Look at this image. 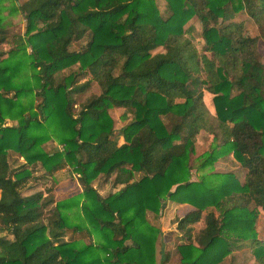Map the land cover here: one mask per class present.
Here are the masks:
<instances>
[{
  "label": "trees",
  "instance_id": "obj_1",
  "mask_svg": "<svg viewBox=\"0 0 264 264\" xmlns=\"http://www.w3.org/2000/svg\"><path fill=\"white\" fill-rule=\"evenodd\" d=\"M11 1L25 25L0 49V264H157L167 200L195 212L178 221L185 234L163 264H221L243 246L264 264V0H162V12L156 0ZM241 11L258 36L232 20ZM92 82L99 95L75 113V94ZM113 107L131 115L118 134ZM200 131L210 144L192 163ZM226 156L238 173L212 169ZM37 167L70 168L82 190L56 201L46 189L22 194ZM101 177L117 189L100 195L91 183Z\"/></svg>",
  "mask_w": 264,
  "mask_h": 264
},
{
  "label": "rangeland",
  "instance_id": "obj_2",
  "mask_svg": "<svg viewBox=\"0 0 264 264\" xmlns=\"http://www.w3.org/2000/svg\"><path fill=\"white\" fill-rule=\"evenodd\" d=\"M157 5L159 7L160 12L163 11V1L162 0H156ZM7 8L3 10V14L5 15L3 30L6 34V40L4 44L0 46V49L2 50H9L10 48L14 47L16 44V38L17 36L24 34V25H25V19L23 18V15L20 11H11L10 7L12 6L11 0H6L4 3ZM236 22H241L243 24L242 28L245 33L249 34L251 37L258 36L257 28L254 27L253 22L250 20V18L243 12H238L235 17L232 19ZM187 26L192 25V35L194 36V43L195 46L198 48V50H201L202 43L199 41V27L198 22L193 16L187 23ZM87 41V37L83 38L82 40L73 43L71 46V49H81ZM29 50V49H28ZM257 57L260 62L264 64V48L261 40L257 39ZM207 53V52H206ZM209 54V53H207ZM77 65H74L72 68L67 69L65 71V76L69 74L70 72L77 71ZM203 86L200 85L199 90L202 92V99L204 103L206 104L207 108L210 112H212V104H211V94L207 93L203 89L201 90ZM101 86L98 85L96 82H92L88 88H86L83 92L75 94V104L73 106L74 112L76 113L82 103L86 102L90 97L93 95L98 96L100 92ZM110 116L112 117V125L114 127L115 134H118L120 128L123 126V124H126L128 120H130L131 115L127 112L125 108L122 107H113L108 110ZM10 123V122H6ZM210 140L206 133L200 131L195 140L194 144V152L192 156L191 162L193 163V158H195L196 155H198L201 151H204L209 147ZM57 144L54 141H49L44 144V148L46 150H52L55 148ZM10 159H14L15 155L10 153L9 154ZM23 159L21 157L16 158L15 164L19 165L23 163ZM237 163L233 161V159L230 156H226L223 158L216 159L212 164V169L219 172H227V171H236ZM192 173V172H191ZM238 173V171H236ZM42 171L37 167L32 169V176L28 179V181L25 183L24 187L21 188L22 194L28 195V194H35L38 191L42 190H50L51 196L56 200L60 199H66L70 198V196L77 194L82 190L81 185L79 184L78 175L76 173H72L70 171V168L64 167L58 171H55L54 174L50 176H43ZM192 177H196V175L192 174ZM103 177L100 179H97L93 181L91 184L94 186L95 189L98 190L99 194L106 195L107 193L116 190L117 188L112 186V178L109 180H103ZM170 201V200H167ZM165 203L164 208L160 212V215H158V218H164L162 222V226H160V219H159V227L162 232L161 236L159 237L158 244L156 246L157 250V264H163L162 260L160 259L163 256L164 249H170L171 246L175 245L178 240L182 241L181 237L183 234H185V228L182 227L177 228L178 221L182 218L181 215L185 213L188 207L182 208L177 205L173 206L170 203ZM171 202V201H170ZM168 204L172 206V208L166 207ZM205 212V211H204ZM260 216V215H259ZM261 216L258 218L256 222V235L257 237H261L263 234V228H262V222H261ZM201 227V225L196 224L193 226V231L196 232V230ZM182 233V234H181ZM181 234V235H180ZM4 234H0L2 236ZM79 237V236H77ZM80 238H84L85 240H88V237L86 235H81ZM233 259L231 260L230 256L223 261L221 264H255L251 253L246 247H241V249L236 250L232 253ZM175 261V257H171L168 260V263L165 264H172Z\"/></svg>",
  "mask_w": 264,
  "mask_h": 264
},
{
  "label": "crops",
  "instance_id": "obj_3",
  "mask_svg": "<svg viewBox=\"0 0 264 264\" xmlns=\"http://www.w3.org/2000/svg\"><path fill=\"white\" fill-rule=\"evenodd\" d=\"M167 203H170V204H171L172 202L167 201ZM173 204H174V203H172L171 205L173 206ZM171 205L168 206V204H167L166 207L172 208ZM174 205H177V206L182 207V208H186V207H188L187 210H189V211H186L185 213H183V214L181 215V217H184V216H186V215H187V216H188V215H191V214H193V213L195 212V210H194L193 208L189 207V206L186 205V204H174ZM172 209H173V208H172ZM159 219H160V218H159ZM163 220H164V218H161V219H160V222H161V223H160V226H162V222H163ZM196 224H199V225H201V227H202V221H201V219H200V220H197L196 222H194L193 224L190 225V228H191L190 238H192V237L195 235V233H196V232L193 231V226H195ZM199 228H200V227H199ZM199 228H198V229H199ZM198 229H197V230H198ZM197 230H196V231H197ZM180 235H181V234H180ZM179 241H180V240H178V242H179ZM178 242H177V243H178ZM172 246H173V245H172ZM172 246H171V247H172Z\"/></svg>",
  "mask_w": 264,
  "mask_h": 264
}]
</instances>
